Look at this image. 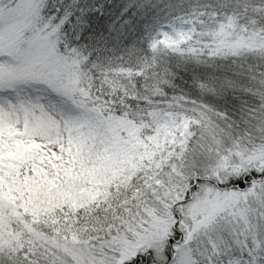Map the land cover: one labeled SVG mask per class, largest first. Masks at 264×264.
Returning <instances> with one entry per match:
<instances>
[{
    "label": "snow or ice",
    "instance_id": "1",
    "mask_svg": "<svg viewBox=\"0 0 264 264\" xmlns=\"http://www.w3.org/2000/svg\"><path fill=\"white\" fill-rule=\"evenodd\" d=\"M0 264H264V0H0Z\"/></svg>",
    "mask_w": 264,
    "mask_h": 264
}]
</instances>
